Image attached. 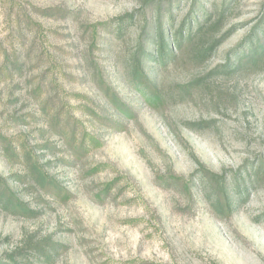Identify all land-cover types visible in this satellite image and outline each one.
<instances>
[{"label": "rangeland", "instance_id": "rangeland-1", "mask_svg": "<svg viewBox=\"0 0 264 264\" xmlns=\"http://www.w3.org/2000/svg\"><path fill=\"white\" fill-rule=\"evenodd\" d=\"M263 28L264 0H0V264H264Z\"/></svg>", "mask_w": 264, "mask_h": 264}, {"label": "trees", "instance_id": "trees-1", "mask_svg": "<svg viewBox=\"0 0 264 264\" xmlns=\"http://www.w3.org/2000/svg\"><path fill=\"white\" fill-rule=\"evenodd\" d=\"M211 19V17H208L206 19L205 22H209ZM123 20V19H122ZM206 24L205 23H200L197 26L196 32H192L189 37H188V41H192L193 38H195V36H197L198 34L202 33L204 31ZM264 31V28H263ZM264 33V32H263ZM176 40H178V42L180 43V41L184 40V36L182 35V32L179 31L176 34ZM157 51L156 53L158 54V59L160 60V62H164L165 59L169 56V52H167L168 46H167V42L165 41V37L164 35L160 32L159 33V37H157ZM214 49V44H212L207 50H206V54H208L209 52H211ZM254 52L257 51V49L253 50ZM257 53V52H256ZM264 56V43L262 45V50L260 52L259 57ZM158 60V61H159ZM132 78L135 80V84L137 86V88L139 89V91L144 95L145 99L148 102H154L156 100H159V91L157 88H155L147 79L144 71L142 70L140 63L138 61H134V65H133V72H132ZM140 83H143V85H139ZM146 83V84H144ZM109 90V89H108ZM110 100L112 101V103L118 108L120 109L123 113H127V105L125 103H123L122 100H120L115 93H110ZM129 113V112H128ZM260 169H264V164H262V166L260 167ZM3 188L5 190V185L1 182L0 179V189ZM218 203H216L214 206H222V208L227 209L228 211L231 210L232 208V202L229 200V197L227 196V194L223 193L220 195V197H218ZM0 202L2 204H4L5 206L7 205H12L14 202L16 201L13 198H11V193L6 194L5 193V197L0 196ZM4 201V203H3ZM17 207V204H16ZM34 250V255H45L48 254V249H46V247H39V248H35ZM51 250V249H50Z\"/></svg>", "mask_w": 264, "mask_h": 264}]
</instances>
